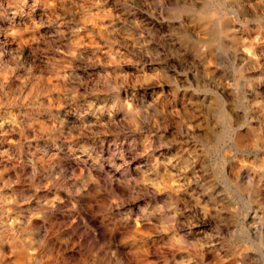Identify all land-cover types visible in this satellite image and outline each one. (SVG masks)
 <instances>
[{"label": "rangeland", "instance_id": "rangeland-1", "mask_svg": "<svg viewBox=\"0 0 264 264\" xmlns=\"http://www.w3.org/2000/svg\"><path fill=\"white\" fill-rule=\"evenodd\" d=\"M32 1L0 22V264H264V0H206L254 43L211 57L176 14L205 0Z\"/></svg>", "mask_w": 264, "mask_h": 264}, {"label": "bare ground", "instance_id": "bare-ground-1", "mask_svg": "<svg viewBox=\"0 0 264 264\" xmlns=\"http://www.w3.org/2000/svg\"><path fill=\"white\" fill-rule=\"evenodd\" d=\"M49 1H51V0H49ZM146 1H147V3H150V4L153 3V0H146ZM226 1L227 0H217L216 6L218 7V6L222 5ZM20 2H21V0H0V17H1L0 18V22H2L3 20H5V16H7L5 14V10H11V12H12V19H13V21H12V23H9L8 24V30L11 33L14 31L13 28L18 23L22 22L21 15H19L21 13L20 12L21 11L20 10V6H21L20 4L23 3V5H24L25 4V0H23L22 3H20ZM32 2L33 3L30 4L29 7H32L33 9H35V10H32V15H35V12L34 11H38L37 10L38 6H37V3H36V0H33ZM159 2H161L162 4H167V3H169V4H176V0H160ZM10 3L12 5H10ZM2 5H4V6L6 5V6L4 7ZM212 6L213 5H210V3L209 2H206V0H205V2H203L200 5L199 4H188V5L183 6V7H180V8H177L176 7V10L178 11L176 14H179L180 15L181 12H187L189 14L188 15L189 22H192L197 27L198 26L199 27H202L203 34L205 35V37H204V39H203L202 42H203V45L207 49V53H208V56L209 57L212 56V52H213V50L215 48L222 49V48H225L224 45H231V46H234V47L239 48V49H241V48L247 49V48L251 47L252 44H254L251 40H248L247 39L248 37H245L243 35V33L252 32L251 29H249L248 27L241 28L242 29L241 30L242 33H238V31L235 30V28H234V24H233L231 18L228 17V16H226V15H224V14L219 13L218 10H216ZM146 10L148 12V9H146ZM42 11L43 10H41V12ZM134 20H135V24L137 26H139L140 25L139 18L137 16H135V19ZM143 21H144V19H143ZM181 27H183V25L180 22L179 25L177 26V30L181 29ZM6 28H7V26H6ZM253 32L257 36L258 35H261V33H262L261 25L260 24H257L256 27L253 29ZM1 35H2V38L5 39V31ZM253 36H255V35L253 34ZM9 41H11V40H9ZM0 57H1V54H0Z\"/></svg>", "mask_w": 264, "mask_h": 264}, {"label": "clouds", "instance_id": "clouds-1", "mask_svg": "<svg viewBox=\"0 0 264 264\" xmlns=\"http://www.w3.org/2000/svg\"><path fill=\"white\" fill-rule=\"evenodd\" d=\"M138 184L142 185L143 186V189H147L149 186H154V185H151V182L147 181V180H143V181H140L138 182ZM0 191H2V189H0Z\"/></svg>", "mask_w": 264, "mask_h": 264}]
</instances>
